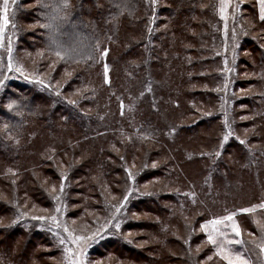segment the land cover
Segmentation results:
<instances>
[{"label": "rangeland", "instance_id": "1", "mask_svg": "<svg viewBox=\"0 0 264 264\" xmlns=\"http://www.w3.org/2000/svg\"><path fill=\"white\" fill-rule=\"evenodd\" d=\"M37 2L36 0H14V2L8 0L9 25L0 33L1 112L3 110L10 111L18 106V94L36 95L45 99L49 104L57 99L64 104V100L66 101L69 95L63 93L65 87V84H62L63 73L60 71L61 73L56 74L58 64L49 59L43 49L38 48L35 51H30L26 44L21 43L23 31L26 30L27 33L34 29L28 22L32 20L34 13L30 9L38 8ZM140 4L141 8H145L144 18L147 19L144 24L143 39L145 43H151L153 35L163 29L158 24L162 18L159 9L170 8L171 2L170 0H155V2L140 0ZM222 4L226 5L223 17L220 11ZM199 8L205 12L202 22L204 27L197 36L200 44L194 49L196 55L188 54L187 56L190 63H200L201 65L197 67V72H191V76L203 77L199 78L203 79L201 80L203 82L194 87L200 88V91L206 95L199 96L203 99H198L201 107L195 104L199 109L195 108L193 100L188 101V106L197 111L187 121L188 127H190L189 122L195 126L193 136L185 140V136L179 134L182 140L184 139V147L180 150V156H183L187 161L194 160L193 163L183 166L190 178V183L186 187L182 188L178 185L175 189L169 190L171 195L183 196L182 201L184 203L186 201L188 206L193 209V214L191 218H187L177 213V219H173V222L176 220V230L171 226L169 228L173 230V239L178 240V244H171L170 247L165 246L164 257L160 261L166 264L169 262L165 257L166 254L171 258L170 261L173 264L176 261V264H181L186 259L185 257L192 260L189 264H209L212 261V256L203 255V253L216 244L208 242L209 234L215 239L216 235L222 236L225 230L230 229L236 237L235 240L241 241L239 244L231 243L241 250V253L238 254L246 259L248 264H264V252L261 251L264 248V208L259 207L264 204V133L258 123H247L248 118H246L250 115L252 101L257 103L256 107L264 105V62L256 64L253 61L256 55L252 52L255 47L261 49L262 53L264 52V20L260 18V0H201ZM3 9L4 0H0V15L3 14ZM23 10H30V15L28 14L25 20L21 15ZM35 18L40 17L36 16ZM163 27L166 28V24ZM27 40L30 41L29 38ZM90 42L92 46H95L96 57H87L86 61L100 70L91 79L96 80L100 74L102 84L108 85L109 82L105 83L104 65L107 64L109 69L108 80L110 65L107 56L103 58L101 56L103 50L107 49L108 52V45L103 47L102 41L96 37H92ZM9 47L12 49L11 54L8 51ZM74 52L77 54V51ZM62 54L61 52V56ZM10 63L11 69L9 68ZM145 72L146 70L143 72L145 80L141 82L137 97L144 100L148 97L153 106L162 112L163 103L168 101L166 95L164 96L166 94L164 89L168 86H163L162 78L158 74L153 72L152 76L150 72ZM92 80H90L91 86L96 84V81ZM98 90L99 88L96 87L95 92ZM121 93L124 96V92L121 91ZM172 103L175 105L174 101ZM134 104L132 92L130 104L128 101L126 103L120 101V113L128 110L133 111ZM95 105H98V101L93 103V106ZM57 106H61V104L54 107ZM110 108V105L106 103L104 112L106 115L99 117L100 122H102V118H105L104 122L112 119L109 118L111 114H108ZM168 113L169 110L161 115ZM22 114L27 113L23 111ZM176 121L174 119L173 122ZM10 123L4 118L0 124V141L9 144L13 142V147L22 149L24 143L22 139L4 135L5 130H11ZM113 126L111 124L104 127L108 129ZM178 126V124H170L169 129L172 133V136H169L170 141L178 136ZM106 132L110 133L109 135L112 137L117 134L123 138L120 141L123 150L114 146L117 154L119 152L120 155L119 167H121L122 176L116 175L109 178L108 184L103 186L98 172L95 173V176L89 173L91 177L86 178L82 175L84 172L81 169L76 181L70 184L72 179L69 178L72 174L70 169L64 165L67 162V156H63L54 165V171L59 177L58 182L50 177H45L42 173L37 175L41 187L46 188L44 189V196L47 199L45 207L34 206L29 197L20 194L22 190L19 183L24 179L21 171L14 170L11 165L0 168L1 172L7 173L11 177V179L9 178L11 183L9 187H0V201L6 202V205L11 208V214L0 217V220L6 218L5 224L9 220L11 225L9 229H3L5 224L0 225L3 229L1 233L3 235L0 236V262L5 261L2 252L9 243L8 235L14 238L11 237L15 244L16 255L19 254L17 246L25 239L36 245L34 251L38 252L36 258L39 259L30 261L28 264H38L37 262H41V264H73V261L77 259L82 264H146L142 258V262H135V257L123 250L125 248L135 251L142 250L143 255L148 257H151L154 251V245L150 243L151 231L145 228L147 220L151 217L147 213V209L140 203L147 192L158 193L164 179L155 176L151 179L141 180L140 175L145 169H157L159 173L163 172L164 154L160 153V149L156 145L160 138L155 136L143 138L135 131L134 134L146 142L147 153L146 156H143V149L138 148L136 151H132L134 155L130 156L128 151L134 141L133 135L119 128V133L113 130H106ZM213 134L216 135V138H212ZM108 144L111 148L113 143L111 141ZM5 149V146H0V150ZM152 150H157L158 156L149 158ZM240 151L243 153L241 159L238 158L240 154H237ZM195 159H201V164L195 162ZM201 166L202 169L199 173ZM225 167L228 170L232 168L233 171H226ZM234 170L246 172L247 175L243 174V177L250 174L254 189L248 186L243 187L242 182L238 180L241 176L239 173L234 175ZM86 180H89L90 184L103 186L104 194L99 204L102 210L99 215H82L79 212L80 214H77L79 218L74 221L69 217L71 218L70 215L75 210L76 212L82 211L77 200L80 201L86 194L81 184ZM231 180H236L231 185L232 187L228 185ZM220 181L226 182V186H230L235 191L232 199H235L236 203L223 206L224 208L220 211L209 209V217L203 218L204 212L199 210V203L203 197L205 199L206 195L212 201L216 199L218 203ZM0 184H2L1 181ZM76 184L80 185L76 187ZM234 185L242 186V188L238 190ZM69 187L74 192L79 191L72 195L70 204L68 202ZM222 195L226 194L222 193ZM175 199L178 205H182V201L177 197ZM135 202L137 204L133 207ZM164 206L170 209L173 203H165ZM148 207L153 208L154 205H148ZM250 208H255V211L248 213L241 211ZM229 215L233 216L232 221H225L220 225L210 223ZM163 216L166 219V215ZM33 217H43L44 219H33ZM199 217H202V220L196 223L195 221ZM126 225H131V227L126 228ZM234 225L239 229V236H236L233 230ZM19 234L21 235L18 236ZM34 234L43 236L47 243L32 241ZM74 237H83L84 239L73 242ZM61 240L64 241L63 244L60 243ZM29 246L31 248V244ZM215 247L217 252L222 250L220 244H216ZM120 254L122 255L120 256ZM176 255H180V258ZM235 255L237 253L231 256L235 257ZM225 262L227 263V261Z\"/></svg>", "mask_w": 264, "mask_h": 264}, {"label": "trees", "instance_id": "2", "mask_svg": "<svg viewBox=\"0 0 264 264\" xmlns=\"http://www.w3.org/2000/svg\"><path fill=\"white\" fill-rule=\"evenodd\" d=\"M36 1H38V8L30 9L34 13L32 12V20L28 22L34 29L28 31L29 33H26V30L23 31L21 43L26 44L30 51H35L38 48L43 49L47 57L58 64L56 74L63 73L62 84H65L63 93L69 95L67 100H64V104L59 99L49 104L45 99L36 95L18 94L17 107L6 112L0 110V119H2L0 124L4 118L11 122V130H5L4 135L20 138L24 142L22 149H18V147L12 146L13 142L9 144L0 141V146L6 147L5 150H0V168L11 165L14 170L21 171L24 179L19 183L22 190L20 194L29 197L34 206L45 207L47 206V199L44 196L46 188L41 187L37 175L42 173L45 177H50L58 182L59 177L54 171V165L58 163V159L67 156V162L64 165L70 169L72 174L69 178L72 179L70 184L76 181L77 175L82 169L84 172L82 175L86 178L91 175L95 176V173L98 172L104 186L108 184L109 178L116 175L122 176V170L119 167L120 155L119 152L117 154L116 148L123 150L120 142L123 138L117 134L112 137L106 130L118 132L119 128L133 135L134 141L132 146H129L130 152L128 151L130 156L134 155L132 151H136L138 148L143 149V156H146L147 153L146 142L139 139L134 134L135 131L143 138L147 136L159 137L160 141H157L156 145L160 149V153L164 154L163 172L159 173L157 169H145L140 175L141 180L151 179L155 176L164 179L161 190L158 193L147 192L140 203L147 209V213L151 217L147 220L145 228L151 231L150 243H153L154 251L151 257L143 255L142 250L135 251L125 248L123 251L131 253L136 259L135 262H140L142 258L146 264H166L160 261L164 257L163 249L165 246L170 247L171 244H178V240L173 239L174 232L170 230L169 226L175 228L176 220L173 222V219H177L178 214L187 218H191L193 214V209L188 206L186 201L185 203L182 201L183 196L171 195L169 190L175 189L178 185L182 188L188 186L190 178L183 166L194 162V160L187 161L183 156H180V150L184 147V139L182 140L179 134H183L185 140L193 136L195 126L189 122L190 127H188L187 121L197 111L188 106V101L193 100L195 108L199 109L198 106H201L198 99H202L199 96L205 94L200 91V88L194 87L203 82L201 81L203 79H199L203 77L191 76V72H197V67L201 65L200 63H190L187 56L188 54L196 55L194 49L200 44L197 36L204 27L202 22L205 13L202 8H199L201 0H170V8H160L159 12L162 18L158 24L163 29L153 35L151 43H145L143 39L144 24L147 19L144 18L145 8H141L140 0H70L72 6L67 9L61 7L63 0ZM30 10L21 12L24 20ZM36 16L40 18L36 19ZM164 24H166V28L163 27ZM90 37H96L102 41L103 47L108 45L107 60L110 65L108 85L102 84L100 74L96 80L91 79L100 70L86 61L87 57H96L95 46H92ZM74 51H77V54ZM252 52L256 55L254 58L252 57L256 64L264 62V52L262 53L261 49L255 47ZM47 62H49L48 59ZM144 70L150 72L152 76L153 72L158 74L162 78L163 86H168L164 89L166 90L164 96L166 95L168 101L163 103L162 112L153 106L148 97L146 100L137 97L141 82L145 80ZM90 80L96 81V84L91 86ZM96 87L99 88L97 92H95ZM121 91L124 92V96ZM132 92L135 101L134 110H128L121 114L120 101L122 100L124 103L128 101L130 104ZM95 101H98V105H100L93 106ZM172 101L177 106L173 105ZM106 103L111 107L108 114H111L109 118L112 119L104 122L105 118H102V122H100L99 117L106 115L104 114ZM59 104L61 106L54 107ZM256 106V102L250 103V115H246L247 123H258L264 133V105ZM168 110V114L161 115ZM23 111L27 114H22ZM174 119L177 121L173 122ZM111 124L114 126L108 129L104 127ZM170 124L179 125L177 127L179 128L178 136L174 137L173 141L169 139V136H172L169 129ZM212 138H216V135L213 134ZM111 141L112 149L108 144ZM237 154H240L238 155L239 159L243 157L242 151ZM156 156H158L157 150H152L149 158ZM195 162L201 164V159H195ZM226 167V171H233L232 168L228 170ZM201 169L202 166L199 173ZM237 173L241 176L238 179L242 182L241 185L252 189L254 184L252 185L250 174L243 177V174L247 175L246 172L234 170L233 174ZM12 176L15 177V175ZM9 178L11 179L7 173L0 171L2 183L0 187H9L11 185ZM232 180L228 185L231 186L235 183L236 180ZM90 183L89 180L81 183L86 194L80 201L77 200V203L80 204L82 211L76 212L75 210L72 215L69 213L71 216L69 219L77 220L79 218L77 214L80 213L82 215L100 214L102 208L99 204L104 194L103 186ZM79 185L76 184V187ZM230 186H226L224 181L219 182L218 203L216 199L212 201L208 195L205 199L202 198L199 210L204 212L203 218L209 217V209L220 211L224 208L223 206L236 203L235 199H232L235 191ZM234 186L238 190L242 188L239 185ZM101 191L103 192L100 196ZM68 193L70 204L72 195L79 191L74 192L69 187ZM222 193L226 195H222ZM175 197L182 201V205L176 203ZM165 203H173V206L167 209L164 206ZM136 204L137 202L133 203V207ZM148 205H154V207L149 208ZM9 214H11V208L6 205V202L0 201V217ZM163 215H166V219L163 218ZM200 220L202 217L196 219L195 222ZM5 222L6 218H2L0 225L3 226ZM10 227L8 220L3 229ZM125 227L130 228L131 225ZM3 229L0 226V236L3 235L1 234ZM224 235L215 237V243L220 244L222 250L217 252L215 244L203 253V255L212 256V261L209 264H227L225 256L241 253V250L230 243L236 239L231 230H225ZM11 237L7 235L10 240L6 245L7 248L2 252L5 261L0 264H28L33 260L38 261L39 258H36L38 252L34 251L35 244L25 239L17 246L19 254L16 255L15 244ZM34 240L41 241L43 244L47 243V240L39 234H34L32 241ZM165 257L169 261L167 264H173L170 261L171 258L166 254ZM176 257L180 258V255H176ZM185 258L181 264L191 263L190 258ZM37 263L41 264V262Z\"/></svg>", "mask_w": 264, "mask_h": 264}, {"label": "snow or ice", "instance_id": "3", "mask_svg": "<svg viewBox=\"0 0 264 264\" xmlns=\"http://www.w3.org/2000/svg\"><path fill=\"white\" fill-rule=\"evenodd\" d=\"M13 2H14V0H13ZM153 2H155V0H153ZM7 4H8V0H4L3 14L0 15V33H2L4 28H6L9 25V17L7 15V10H8ZM71 6L72 5L70 3V0H63V2L61 4V7L64 9L70 8ZM225 7H226V5L222 4L221 9H220L222 17H223V12H224ZM260 9H261V17L260 18L262 20H264V0H260ZM8 51H9V54H11V51H12L11 47H9ZM107 54H108L107 49L103 50L101 53L102 58L106 57ZM57 55H59V53H57ZM11 67H12V65L10 63L9 68L11 69ZM108 71H109L108 66H107V64H105L104 65L105 83L109 82ZM121 114H123V113H121ZM225 139H227V137H225ZM241 143H243V141H241ZM217 155H219V153H217ZM259 207L264 208V204H261ZM241 211L245 212V213L253 212V211H255V208L242 209ZM33 219H41L42 220L44 218L43 217H33ZM232 219H233V216L229 215V216L224 217L223 219L213 220L210 223L212 225H220V224H223L225 221H232ZM203 227H206V226H203ZM233 230H234L236 236L240 235V232H239V229L237 226L234 225ZM82 239H84V238L83 237H74L73 242H76V241H79ZM208 242L211 244L215 243V239L211 234H209V236H208ZM60 243L63 244L64 241L61 240ZM230 243L239 244V243H241V241L235 240V241H230ZM261 251L264 252V248H262ZM224 258L227 260V264H248V261L246 259H244L239 254L235 255V257L228 255V256H225ZM73 264H82V262L79 259H77L76 261H73Z\"/></svg>", "mask_w": 264, "mask_h": 264}]
</instances>
